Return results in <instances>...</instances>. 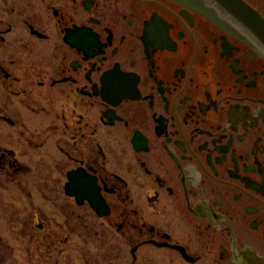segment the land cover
Masks as SVG:
<instances>
[{"label": "flooded vegetation", "instance_id": "flooded-vegetation-1", "mask_svg": "<svg viewBox=\"0 0 264 264\" xmlns=\"http://www.w3.org/2000/svg\"><path fill=\"white\" fill-rule=\"evenodd\" d=\"M35 173L124 264H264V0H0V192Z\"/></svg>", "mask_w": 264, "mask_h": 264}, {"label": "rangeland", "instance_id": "rangeland-1", "mask_svg": "<svg viewBox=\"0 0 264 264\" xmlns=\"http://www.w3.org/2000/svg\"><path fill=\"white\" fill-rule=\"evenodd\" d=\"M18 148L21 153L29 150L27 146ZM39 180L44 181L35 173V177L30 175L23 177L21 181L24 186L29 187L34 207L33 204L32 207L28 204L31 199L27 194L0 192V238L10 243L13 255L1 256L0 264H13L14 261L17 264H40L39 249L36 247H39V242L46 240L49 233H54L50 237L57 239L54 258L57 261L56 264H124L123 257L116 252L121 243L116 227L111 229L90 216L86 228L78 225L76 232H68L64 225H76L77 221L71 216L66 217L67 209L58 208L62 202L56 199L60 197L59 193L55 192L56 188H46L42 182H38ZM50 180L53 181V179ZM7 185L13 186L12 183ZM53 186L56 187V182ZM10 206L12 207L9 210ZM40 211L45 225L42 230H39L33 224L32 232L35 235L34 240L30 242L28 237L21 236L22 229H25L22 219L29 215L32 217L34 214L39 217ZM59 224L62 225V229L58 226ZM50 237L48 239H52Z\"/></svg>", "mask_w": 264, "mask_h": 264}, {"label": "water", "instance_id": "water-1", "mask_svg": "<svg viewBox=\"0 0 264 264\" xmlns=\"http://www.w3.org/2000/svg\"><path fill=\"white\" fill-rule=\"evenodd\" d=\"M69 182L66 184V193L69 195H76L80 200L88 198L93 206L94 210L99 215H105L108 213L107 206L104 205L103 200L101 199L98 189L94 185V181L88 178H84L78 171L70 172L68 174ZM84 185V188L78 190V185ZM88 189H87V185ZM76 187V191H73V187ZM75 189V188H74ZM100 206V207H95Z\"/></svg>", "mask_w": 264, "mask_h": 264}]
</instances>
